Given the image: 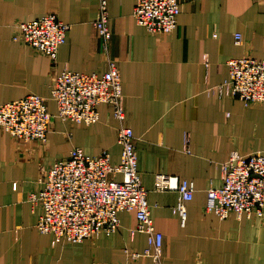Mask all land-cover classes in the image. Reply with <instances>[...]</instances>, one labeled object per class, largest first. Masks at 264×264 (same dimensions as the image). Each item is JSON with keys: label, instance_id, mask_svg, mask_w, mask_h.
Masks as SVG:
<instances>
[{"label": "crops", "instance_id": "obj_1", "mask_svg": "<svg viewBox=\"0 0 264 264\" xmlns=\"http://www.w3.org/2000/svg\"><path fill=\"white\" fill-rule=\"evenodd\" d=\"M178 1L176 29L158 35L135 22V0H107L112 34L104 44L94 27L99 0H0V104L35 94L53 116L44 143L19 142L0 130V264H151L126 252L146 247L145 234L130 232L134 212L118 213L116 232L72 243L40 233L41 210L28 200L41 189L42 172L73 148L89 156L107 151L111 164L119 162L110 105H99V121L85 125L58 117L50 99L62 70L102 75L109 61L120 72L137 171L163 235L162 264H264V218L219 219L205 211L207 191L221 186L232 151L264 155V103L244 106L224 89L228 60L264 59V0ZM47 14L69 26L55 61L13 39L18 23ZM156 174L193 183L185 219L175 211L176 192L154 190Z\"/></svg>", "mask_w": 264, "mask_h": 264}, {"label": "built area", "instance_id": "obj_2", "mask_svg": "<svg viewBox=\"0 0 264 264\" xmlns=\"http://www.w3.org/2000/svg\"><path fill=\"white\" fill-rule=\"evenodd\" d=\"M180 4L178 0H135L132 16L150 34H169L177 27ZM98 36L107 44L111 38L108 26L107 0H99L98 16L94 22ZM14 40L55 61L65 42L69 26L54 14H47L16 26ZM241 35H234L240 44ZM229 78L225 93L239 99L244 106L264 103V59L244 57L228 62ZM50 99L56 104L57 116L77 124L92 125L99 121L98 106H111L118 122L117 144L120 160L110 163L107 151L86 155L73 148L66 157L56 160L42 172L41 189L28 196L32 208L41 214L36 224L42 234H52L56 240L77 243L107 235L119 227V212H134L136 232L146 236L142 252L128 253L131 260L149 258L151 264H162L163 235L150 216L147 191L137 171L136 138L125 124L122 103V83L115 62L109 61L102 75L62 70L51 83ZM52 115L45 98L31 94L0 104V130L23 143H44L51 127ZM186 151L188 139L185 136ZM120 175L121 178L116 177ZM154 190L178 194L175 211L185 219V203L192 200L194 185L177 176L156 174ZM205 211L226 219L264 218V155L260 152L241 155L232 151L222 164V184L207 191Z\"/></svg>", "mask_w": 264, "mask_h": 264}, {"label": "rangeland", "instance_id": "obj_3", "mask_svg": "<svg viewBox=\"0 0 264 264\" xmlns=\"http://www.w3.org/2000/svg\"><path fill=\"white\" fill-rule=\"evenodd\" d=\"M238 59H239V58H238ZM231 60H234V59H230V60H228V61H227V65H228V62L231 61ZM226 161H227V160H226ZM223 163H224V162H223Z\"/></svg>", "mask_w": 264, "mask_h": 264}]
</instances>
